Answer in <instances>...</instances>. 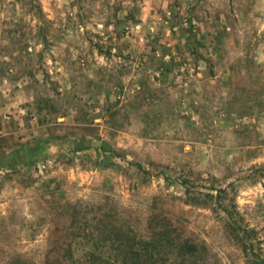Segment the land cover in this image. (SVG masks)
<instances>
[{
	"label": "rangeland",
	"instance_id": "obj_1",
	"mask_svg": "<svg viewBox=\"0 0 264 264\" xmlns=\"http://www.w3.org/2000/svg\"><path fill=\"white\" fill-rule=\"evenodd\" d=\"M167 233L264 256V0H0V264H171Z\"/></svg>",
	"mask_w": 264,
	"mask_h": 264
},
{
	"label": "trees",
	"instance_id": "obj_2",
	"mask_svg": "<svg viewBox=\"0 0 264 264\" xmlns=\"http://www.w3.org/2000/svg\"><path fill=\"white\" fill-rule=\"evenodd\" d=\"M167 244L171 245L176 249L173 255V261L171 264H191L197 258V244L188 242L187 239L173 235L170 236L168 233L165 236ZM189 260V263H186ZM247 264H264V256H254L252 259H248Z\"/></svg>",
	"mask_w": 264,
	"mask_h": 264
}]
</instances>
